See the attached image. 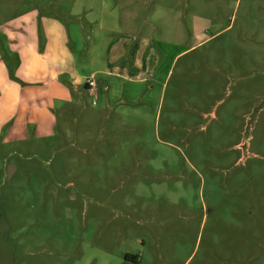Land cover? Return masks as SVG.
<instances>
[{
	"label": "rangeland",
	"instance_id": "rangeland-1",
	"mask_svg": "<svg viewBox=\"0 0 264 264\" xmlns=\"http://www.w3.org/2000/svg\"><path fill=\"white\" fill-rule=\"evenodd\" d=\"M183 2L157 120L119 132L88 96L54 138L0 142V264H264V0Z\"/></svg>",
	"mask_w": 264,
	"mask_h": 264
},
{
	"label": "crops",
	"instance_id": "crops-1",
	"mask_svg": "<svg viewBox=\"0 0 264 264\" xmlns=\"http://www.w3.org/2000/svg\"><path fill=\"white\" fill-rule=\"evenodd\" d=\"M183 1L0 0L1 144L54 138L59 118L85 111L88 96L104 119L134 120L121 122L119 132L135 131L136 119L157 120L159 91L188 50L182 48L190 34ZM193 32L192 48L207 40ZM90 78L92 90L85 84ZM126 255L144 264L142 255L127 251L121 259ZM150 264L159 263L153 257Z\"/></svg>",
	"mask_w": 264,
	"mask_h": 264
},
{
	"label": "trees",
	"instance_id": "trees-1",
	"mask_svg": "<svg viewBox=\"0 0 264 264\" xmlns=\"http://www.w3.org/2000/svg\"><path fill=\"white\" fill-rule=\"evenodd\" d=\"M122 264H138L137 257L133 255H126Z\"/></svg>",
	"mask_w": 264,
	"mask_h": 264
},
{
	"label": "built area",
	"instance_id": "built-area-1",
	"mask_svg": "<svg viewBox=\"0 0 264 264\" xmlns=\"http://www.w3.org/2000/svg\"><path fill=\"white\" fill-rule=\"evenodd\" d=\"M85 84L89 87V89H93L95 87V82L92 78L87 79Z\"/></svg>",
	"mask_w": 264,
	"mask_h": 264
},
{
	"label": "water",
	"instance_id": "water-1",
	"mask_svg": "<svg viewBox=\"0 0 264 264\" xmlns=\"http://www.w3.org/2000/svg\"><path fill=\"white\" fill-rule=\"evenodd\" d=\"M10 172V171H9Z\"/></svg>",
	"mask_w": 264,
	"mask_h": 264
}]
</instances>
